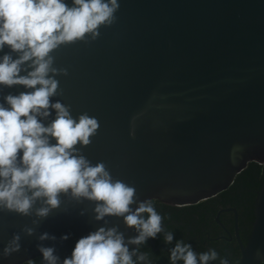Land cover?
<instances>
[{"label": "water", "instance_id": "obj_1", "mask_svg": "<svg viewBox=\"0 0 264 264\" xmlns=\"http://www.w3.org/2000/svg\"><path fill=\"white\" fill-rule=\"evenodd\" d=\"M65 2L70 6L72 0ZM118 3L115 23L101 26L95 41L62 45L52 53L54 66L68 71L55 77L59 94L52 102L70 105L74 118L87 113L99 123L91 143L76 146L81 153L134 186L138 202L158 199L176 206L215 197L250 162L264 166V0ZM5 53L7 46L0 57ZM22 91L27 89L0 86V102ZM54 118L52 110L45 125ZM60 199L59 208L38 225L32 224L38 219L34 210L30 217L0 211V264L37 257L44 264L38 244L54 247L62 261L80 238L101 226H118L126 240L137 235L122 218L106 217L107 225L96 221L94 202ZM226 210L235 212L239 264H261L264 181L246 244L236 208ZM216 220L222 225L219 214ZM25 225L35 234L26 235ZM45 232L56 239L40 241ZM15 233L21 235V250L4 257ZM64 235L69 238L61 240Z\"/></svg>", "mask_w": 264, "mask_h": 264}, {"label": "clouds", "instance_id": "obj_2", "mask_svg": "<svg viewBox=\"0 0 264 264\" xmlns=\"http://www.w3.org/2000/svg\"><path fill=\"white\" fill-rule=\"evenodd\" d=\"M119 8L118 0H72L70 6L65 0H0V51L10 49L0 57V86L27 89L4 95L0 102V211L30 217L34 210L38 219L32 224L38 225L59 208L61 195H70L77 202H94L96 221L107 225L106 217L122 218L137 233L126 240L118 226H101L80 238L71 256L62 261L54 247L38 244L44 264H146L148 256L140 246L149 238L164 232L167 244L174 241L150 199L138 202L134 186L114 179L103 162L92 165L76 147L91 143L98 120L87 113L74 118L70 105L51 100L59 94L55 77L68 75L67 69L54 66L53 51L78 41H95L101 26L115 23ZM52 110L55 118L45 125ZM22 231L35 234V228L27 225ZM38 239L56 237L45 232ZM20 241L21 235L13 234L2 255L19 252ZM169 251L171 264H211L218 259L228 264L214 249L197 254L183 240Z\"/></svg>", "mask_w": 264, "mask_h": 264}, {"label": "trees", "instance_id": "obj_3", "mask_svg": "<svg viewBox=\"0 0 264 264\" xmlns=\"http://www.w3.org/2000/svg\"><path fill=\"white\" fill-rule=\"evenodd\" d=\"M263 181L264 166L250 162L236 176L233 184L215 197L184 206L151 200L156 211L163 217L165 232H172L174 241L167 244L164 232L155 239L149 238L146 244L140 246V251L148 256L146 264H171L169 249L177 240L191 244L197 254L214 249L221 259H227L228 264H239L241 249L234 230L235 212L226 209L236 208L239 234L246 244L254 221V202ZM218 214L222 225L216 220ZM40 260L37 257L22 264H39ZM211 264H220V260Z\"/></svg>", "mask_w": 264, "mask_h": 264}, {"label": "flooded vegetation", "instance_id": "obj_4", "mask_svg": "<svg viewBox=\"0 0 264 264\" xmlns=\"http://www.w3.org/2000/svg\"><path fill=\"white\" fill-rule=\"evenodd\" d=\"M153 200V199H152ZM168 204V203H167ZM171 205V204H170ZM162 233V232H161ZM151 239V238H150Z\"/></svg>", "mask_w": 264, "mask_h": 264}]
</instances>
